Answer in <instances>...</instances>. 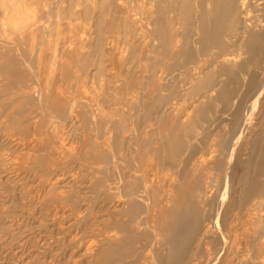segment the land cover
Segmentation results:
<instances>
[{
	"label": "bare ground",
	"instance_id": "1",
	"mask_svg": "<svg viewBox=\"0 0 264 264\" xmlns=\"http://www.w3.org/2000/svg\"><path fill=\"white\" fill-rule=\"evenodd\" d=\"M77 1L80 3L83 2V0ZM89 1L90 3L92 1L95 4L101 3L100 5L103 6L104 13H108V15L111 14L113 17L115 16L114 19L118 18L128 23L131 21L130 24L127 25L131 26L133 29L135 28L134 32L131 34H135L134 39L137 41L136 43L129 45V48H131L133 53L138 50V47H143L145 49L146 57L142 60V65L144 63H147L148 65H145L144 67V65L139 66V63L135 64V69L139 68L137 71H140L138 73L135 72L136 75L140 74L138 80L136 79L138 90L136 89L137 91L135 90L133 92L132 90L130 92V94L136 93L135 96L137 97H133L136 101H129L127 98L123 99V96L118 94L119 97L117 93L122 90L120 89L122 88L120 85L119 90L116 93V98H113L110 95V91L109 93L106 92L103 105L109 108L116 107H114L115 110L113 112L118 114L121 119L115 121L112 120V113L107 112V108H104L100 104V106L98 105L95 107L91 103L94 102L95 99L92 101L90 99V102L89 99L87 102H84L81 100L82 98L79 100H73V97L68 95L69 91L66 90L67 93L64 91V87V90H61L62 88L60 89L58 86V88H53L51 83H53L52 78L55 74L50 72L51 70L48 71L51 75L53 74L51 77L52 82L49 79L48 81L50 82L47 81L48 85L45 84V86L43 84L44 87L41 88L39 69L41 68L40 62L44 51L42 49L43 52L40 50L41 53H35V43H33L32 46V42H35L36 40H31V44H29L28 38L25 37L26 35H22V30L25 28L22 19L25 14L27 16L30 14V10L34 16L38 13L37 10L39 7H36L37 10H34V7L32 9L28 5L35 6L39 3L49 2L48 0H0V140L3 138V136L1 137V134L4 133V131L8 132L9 130L10 134L11 130L17 132L22 130H32V125L30 124L31 126H29L28 123L31 116L33 118L37 116H33V113L36 111H39L44 115L43 118H45L46 122L50 124L52 123L53 126L59 124L61 125L60 128H72L71 132L72 130L74 132L77 130L79 121L88 127V132L91 134L92 141H100L101 145V165L103 166L104 171L100 172V184L97 186L98 192H101L103 196L102 208L103 210H106V212L108 211L116 228H119L124 233V235L121 234L124 236L121 239V235L119 238L117 237L119 232L116 230L115 231L118 234L114 231H112L113 233L111 234V232L108 231V236H106L107 232H105V234L101 231L103 233V242L106 243L107 246V249L103 252L104 256L102 260L108 264H125L124 258L126 256L132 257L130 258V264H203L202 259L205 258V256L212 259V264H244L243 262L247 249L248 251H251V253H248L252 254V257L250 258L251 260H248L249 258L247 259L248 261H251L249 264H264V217L259 216L260 212L257 213L258 211H261V213L264 211V181L262 180L264 174L263 107L262 114L260 115V123L255 126L256 128H260L258 135H256L257 138L254 139L253 135L248 132L249 129L255 128L252 127L253 120L255 119V111L259 107L260 102L264 100V3L262 0H212L216 6H219L217 12H212V10L208 9L207 0H199L198 2L201 3V6L198 7L196 5L198 7V12L196 14L197 20L194 25V34L197 38L198 47L200 48L192 49V43L190 40L186 38L183 39V41L181 40L182 35L178 32H181V30H178L180 27L177 29L176 26L171 27L170 25H167L165 38L164 34H158L156 29L149 31V25H153V23L148 22L149 24H146L147 22H145L149 27L145 26L143 20H140V18L137 19L138 15L135 13V10L124 8V6H122L123 8H120L121 6L119 7L116 5L115 3L117 0ZM133 1L135 2L136 0ZM51 2L52 4H57L59 2L67 3L68 0H50V3ZM79 2H77V4ZM121 2L123 1L121 0ZM117 3L119 4V2ZM79 4L78 6H81V4ZM64 5L65 4H63V6ZM26 6L30 7V10H26L25 8H28ZM93 6L95 7V5ZM187 6H189V3H187ZM97 7H95V9ZM80 8H82L81 10L84 12L83 5ZM76 9L78 10L79 8ZM77 10L75 14L79 13ZM38 16L39 15H36L35 20L32 16L29 17V19L31 18L34 23L37 21L36 19ZM93 17L92 19L95 20L96 18L94 17V19ZM107 18L110 19L109 17ZM26 19L27 20L25 21H29L28 17ZM49 20L51 21V18ZM10 21L14 22L10 24ZM95 22H97V20ZM95 22H92L93 24L90 23L91 26L94 25ZM118 22L119 20H117V23ZM39 23V25L36 24L37 27L40 26L42 22L39 21ZM42 25H44V21ZM46 25L48 26V23L45 24V26ZM94 26L96 28V25ZM94 26L92 27L94 28ZM117 27L116 29L119 30ZM61 28L62 27H60L59 31L63 30ZM116 29H114V31ZM150 29L152 30V28ZM44 30H47V28L44 27ZM117 30L113 32L114 36L115 33H117ZM13 31H16L18 34L12 33ZM59 31L57 30V33ZM117 34H119V32ZM46 35L44 38L47 37ZM59 35L58 37H61ZM74 36L76 39H81V36ZM119 36L120 34L117 37ZM66 37L68 38V35ZM110 37L111 36H109V39ZM159 37L163 47L162 56L151 63L152 61L150 62L149 59L151 58L150 54L151 52H155L156 48L154 46V41L156 42V39ZM48 38L50 40V37ZM82 38L83 40H81L84 43L87 36L85 40L84 37ZM71 39L73 41L74 38L71 37ZM41 40L42 41L40 42H44L43 39ZM63 40L67 39L64 38ZM72 41L70 42L74 45V42ZM59 42L60 40L58 43ZM58 43L56 41V46L59 47ZM85 43V46H83L84 48L86 47ZM109 43H107V45L112 47L113 45ZM79 44L81 46V43ZM79 44L77 45L79 46ZM43 45L44 44H42V47ZM108 46L107 48H109ZM49 48H51V45ZM76 48L75 45V49ZM113 48L114 47H112L111 50L108 49V51L106 49L105 52L108 55H111V57L112 54L116 52V61H121V64L119 62V67H123L122 62L126 61L125 56L130 52L126 54L127 49L123 48L118 51L120 49L119 47L116 51ZM68 49L69 48L66 50ZM83 50L86 52L87 49ZM48 51L49 53H52L50 50ZM70 51H72V49ZM88 51L90 50L88 49ZM142 51L144 50L142 49ZM157 52H159V50ZM69 53L73 54L71 55L74 57V59L71 58V60H73L72 62L81 61L80 56L82 54L80 55L76 50L73 53ZM138 54H140V52ZM166 57L169 58V61H166ZM64 58L62 57L63 61L66 59ZM129 58L127 56V60ZM57 59L58 55H55L51 60V65L54 69L57 65ZM67 61H70V59ZM63 63L67 67L69 65H71V67L73 66V63L68 65H66L67 62ZM116 64L114 66H116ZM76 66L81 65L79 63ZM166 66L168 67V72L166 74L167 77H165V72L167 70L164 69ZM209 68L212 69L210 71L211 74L208 77H205L204 72L207 70L209 71ZM70 69L72 71V68H69V70ZM92 69L94 70V68ZM162 69L166 71L164 72ZM52 71L54 72L53 69ZM111 72L114 71L111 70ZM60 73L61 78H68V76L72 77L73 75L75 76V73L77 74V72H75L72 75H70V73L64 75L63 71ZM116 74L117 73H115V75ZM80 75L82 76L83 74ZM89 75H91L90 72ZM75 77L77 78V76ZM89 77L88 78L91 80V76ZM195 77H197V80ZM66 79L64 82L67 86V84L71 82V79L69 82ZM85 79L87 80L86 77ZM82 80L86 81L84 79ZM111 80L114 81L113 79ZM117 80L118 79L115 81ZM162 81L166 84L162 83ZM191 81H193L192 83L194 86V88H191H193L194 91L199 90L205 84H213V88L210 91H213V94L216 92V94H212L213 96L211 95L207 101L205 100V103L203 101L204 98H202L203 103L192 105L195 106L192 108L189 106L190 109L188 110L190 113L185 111L187 114L185 115L186 121H184L183 119L181 120L178 118L180 114L179 106L181 103L179 104V100H177V102L173 101L179 96V87L182 84H186L184 86L188 87L187 83L189 82L190 84ZM87 82L88 81H86L85 84H89ZM119 82H121V80ZM65 83L62 84L64 85ZM74 83L71 82L70 84L73 85ZM192 83L190 85H192ZM105 84V87L104 85L102 86V84L98 86L104 87V90L106 88L109 89L112 82H105ZM115 85L117 86L118 84H113V86ZM83 86H85L86 89V85ZM68 87L69 85L66 88ZM71 87L68 89L72 93ZM36 88L38 89V91H36L38 96L32 95V91ZM90 88L92 91V87ZM215 88H217V90L214 92ZM87 90L89 89L87 88ZM77 91L78 90H76V92ZM102 91L100 94L98 93V90L96 92L92 91V95L97 93L102 97V93L104 92ZM128 91L129 89L126 90V92L124 91L125 94H121L125 95L124 97L129 96L130 94H127ZM88 93L90 94L91 92ZM78 94L80 95L79 92ZM61 95L63 96L62 98H66L68 95L70 98L72 97V100L61 99ZM64 95L66 97H64ZM250 95L255 99L251 104H246L245 100ZM131 96H134V94ZM94 97L96 98V96ZM115 100L119 103L113 104L112 102ZM143 110H145V112ZM127 111L133 112V114L129 113L132 114L129 115ZM98 115L102 116L101 120H99ZM38 116L40 115L38 114ZM38 118L39 120L41 119L40 117ZM113 119H115V117ZM154 121L158 122V129L150 132L155 125H153ZM37 122L35 121V123ZM32 124H34V122H32ZM48 127L52 128V126ZM53 130L54 133H52L53 131L50 132L53 134H51L53 136L51 137L52 139L47 137V130L44 131V133H47H45L46 136L44 134L45 138H43V133H41L42 136L39 134V136L44 139V142L42 141V143H40V140L37 138L38 136L36 137L34 134V139L37 138V140H39V146L38 143L37 146L40 148L41 152L46 153V155L51 156L52 158H54L53 156L56 158L70 156L73 152L70 153L71 148L68 149V146H66L67 142L63 138L66 131L64 132L62 131L63 129L59 128ZM79 130L84 131L81 128ZM140 132H144V134L141 136ZM13 133L7 137L11 138L14 136ZM93 133L95 134L92 135ZM26 134L27 133H25V135ZM166 134L168 135L167 137ZM156 135L161 136V143L155 154H153V152L150 153L151 149L150 152L148 151L144 156L138 155V152H140L141 149L136 148L137 142L141 141L145 146H150L151 141ZM26 136L25 138H27ZM83 136H85V134ZM22 138L18 139L22 140ZM47 138L49 140H45ZM24 139L22 141H24ZM65 139L67 138L65 137ZM192 139H196V141L193 143V141H190ZM82 140L83 139L80 138V141ZM208 140H211L212 143H214L211 148L206 150V143ZM76 141L78 142L79 140ZM31 143L33 145L34 142ZM68 143L70 144V142ZM77 145L78 144L76 143V146ZM81 147L82 146H80L79 149L72 148L75 150L74 154H78ZM138 147L140 148V146ZM155 147L157 146H154V148ZM37 150L39 151V149ZM81 154L82 153H80V155ZM35 157L32 155V159ZM242 157L247 158V160L242 159ZM35 159H37V157ZM99 160L100 159H98V161ZM236 164L239 166H236ZM240 166L244 168L243 171L245 172V176L240 177L236 183V185H239L240 187L234 188V177L232 173L238 175L237 170ZM62 167L63 166H61V168ZM56 168H58V166ZM45 170L48 171L49 169L47 170L46 168ZM45 170H43V172ZM53 173H56V171L53 170ZM51 175L52 174H50V176ZM42 179L45 180V178ZM57 181L58 179H56V182ZM75 188L78 189V185L77 187L75 185ZM94 189L96 190V187ZM50 192H52V190ZM50 192L49 195L51 194ZM25 194H28V192ZM95 196L96 195H94V197ZM66 201L68 200L66 199ZM100 205L98 206L100 207ZM91 207L94 208V206ZM102 208L100 209L102 210ZM98 209H96V211H99ZM117 216H120V218L115 220ZM85 221L88 220L85 219ZM251 223H255L254 228H256V231H250L252 228H249L250 226L248 225H252ZM98 224L100 225V223ZM247 226L250 230L247 229ZM85 228L86 230H89L92 226H90L88 222L85 224ZM104 228L102 227L101 229L103 230ZM247 230L250 234L246 232ZM144 236L151 240V255L147 258L142 256L143 249L138 248L140 246L138 244H141V240ZM158 238H160L159 241ZM157 244L159 247L156 248L155 245ZM136 245H138V247H136ZM142 245L144 250L147 251L148 248L145 249L143 243ZM193 247H195V249H193ZM247 256L250 257L249 255ZM143 258L144 263L142 262Z\"/></svg>",
	"mask_w": 264,
	"mask_h": 264
},
{
	"label": "rangeland",
	"instance_id": "2",
	"mask_svg": "<svg viewBox=\"0 0 264 264\" xmlns=\"http://www.w3.org/2000/svg\"><path fill=\"white\" fill-rule=\"evenodd\" d=\"M87 1L83 0V2L80 3L77 0H68L67 3L66 2H59L57 4H52V2L50 3V0H48L49 3H39L40 5L37 4L35 6L28 5L32 9L34 7V10L35 9L37 10L36 7H39L37 10L38 13L36 14L39 16L36 19L37 21L34 23L32 22L31 18L29 19V17H31V16L33 17L34 14H32L30 7L26 6L28 8H25V9L30 10L29 12H30L31 16L28 13L29 15L27 16L25 14L24 18L22 19V21L25 25V28H23V30H22V35L23 36L26 35L25 37L28 38L29 44H31V40L32 41L36 40L35 42H32V46H33V43L36 44V45L34 44L35 53L36 52L41 53L42 49L44 51V52L42 51L43 56L41 57V62H40L41 68L39 69L40 70L39 81L41 82V84H40L41 88H43L45 84L48 85V82L51 81V77L53 74L51 75L50 72H52L55 74V75H53V78H52L53 83H51L53 88L59 87L60 89L62 88L61 90H64L63 89V87H64L65 88L64 91H66V90L69 91L68 95L72 96L73 98L72 97L71 98L73 100H79L82 98L81 99L82 101L87 102V100L89 99V102H90V99H91V101L95 99L94 102H91V103L95 107H97L100 104L104 108H107V112H110L113 115L112 120L117 121V120H120L121 118L119 117L118 114L113 112L116 107L114 106L115 108L114 107L109 108V107H106L103 105L105 93L106 92L109 93V91H110V95L113 98H116V96L119 94V95L123 96L122 97L123 99L127 98L129 101H136V99H135L137 97V96H135L136 93H133L134 96H131L133 94H130V92L132 90H133V92L136 89L138 90V86L136 85L137 84L136 79L138 80V77L140 76V74L136 75L135 72L138 73L140 71H137L139 68L135 69V64L139 63V66L144 65V67H145V65H148L147 63L146 64L144 63L142 65V63H143L142 60L146 57L145 56V49L143 47H138V50L139 49L140 50L139 51L137 50L135 53H133L131 48H129V45H131L132 43H136V41H137L134 39L135 34L134 33L131 34L132 32H134L135 28L133 29L131 26L127 25V24H130L131 21H129V23H128V22H124L118 18L114 19L115 16L113 17V15L111 16V14L108 15V13H104L103 6L100 5L101 3H98L99 4L98 5V4L93 3L92 1H91V3L89 0H87ZM122 1L123 2H121V0L120 1L117 0V2H119V4L120 3L124 4L125 2L127 4L125 3L126 5L125 4L119 5L117 2L115 4L118 5L119 7L121 6L120 8H123L122 6H124V8H128V9L131 8V9L135 10V13L138 15L137 19L140 18V20H143V24L145 26H148V25H146V24H149L148 22L153 23V25H149L150 28H152V30L149 28V31H153L156 29L158 31V34L161 33V35L164 34V36H165L167 25H170L171 27L176 26L177 29L180 27L178 30H181V32L180 31H178V32L182 35L181 40L183 41V39H185V38L190 40L192 43V49H197V48L199 49L200 48V47H198L199 45L197 44V38L195 37V34H194V25H195L196 20H197L196 14L198 12L197 8L199 6H201L200 5L201 3L198 2L199 0H148V1L147 0H140V1L136 0L135 2L133 0H126V1L122 0ZM129 1L131 2V4ZM77 2H79L81 4V6H78L79 3L77 4ZM262 2L264 3V0H262ZM187 3H189V6H187ZM63 4H65V5L63 6ZM129 4H130V6H129ZM82 5H83L84 12L81 10L82 8H80V7H82ZM93 5H95V7H97V6L98 7L95 9V7ZM171 5H173V6H171ZM207 6H208L209 10H212V12H215V11L217 12L219 10V6H216L212 0H207ZM46 8H48V9H46ZM50 8H52V9H50ZM76 8H79L80 10L79 9L77 10ZM92 9L95 11V13ZM76 10L80 14L79 13L75 14ZM150 10H151V12H150ZM190 14H192V15H190ZM36 15L33 17L34 20L36 18ZM68 15H69V17H68ZM170 15H173V16H170ZM26 16L28 17L29 21H25V20H27ZM92 17L95 20H93ZM107 17H109L110 19H108ZM50 18H51V21L53 20L52 22L49 20ZM41 20L44 21V25H42L43 21H41ZM96 20H97V22H95ZM117 20H119V22H121V23H119V22L117 23ZM39 21L42 23L40 26L37 27V25L40 24ZM83 21H84V24H83ZM186 21H187V23H186ZM12 22H14V21H12ZM12 22L10 21V24H12ZM49 22H50V24H49ZM92 22H95L94 25H96V28L94 25H92V26H94V28L91 26V24H93ZM145 22H147V23L145 24ZM47 23H48V26L46 25L47 26L46 27L45 24H47ZM85 23H86V25H85ZM116 23H117V25H116ZM87 24H89L90 26ZM58 25L60 27H62L61 29H63V30L59 31L60 27ZM86 26H89V27H86ZM44 27L47 28V30H44ZM58 27H59V29H58ZM116 27L119 30H117ZM48 29H50V30H48ZM114 29L117 30V33L119 32L120 38L117 37L119 35L117 33H115V36L113 35L114 34L113 32L116 31V30L114 31ZM147 29H145V30H147ZM31 30H35V31H31ZM57 30L59 31L58 33H57ZM91 30H93V31H91ZM109 30L112 32H110ZM90 31H91V33H90ZM45 32L47 33V35ZM88 32H89V35H88ZM12 33L18 34L16 31H13ZM35 33H36V35H35ZM33 34L35 35L34 38H33V36H34ZM107 34L109 36H111L110 39H109V36ZM124 34H125V36H124ZM45 35L47 36L46 37L47 39L44 38ZM58 35L61 37H58ZM67 35H68V38L66 37ZM74 35H76V36L78 35L79 37L81 36L80 38L82 40H83L82 37H84V40H85V38L87 36L88 39L86 38L87 41L85 40L86 43L84 42L86 44L85 48L83 47L85 45L82 42V40L79 39L78 37H77L78 39H76V37ZM112 35H113V37H112ZM70 36L73 37L75 40L73 39V41H72ZM48 37H50V40H52V41H50ZM57 37L60 40L59 43H58L59 40ZM64 38H66L67 40H63ZM165 38H166V36H165ZM41 39H43L44 42H40V41H42ZM106 39H108V40H106ZM163 39H164V37H163ZM76 40L78 43L76 42ZM48 41H49V44H48ZM56 41L59 44V47L56 46L57 45ZM70 41L74 42V45ZM109 41L113 45L112 47H114L113 48L114 50L117 51V49H119V47H120V49L118 51H120L124 48V49H127L126 54H128L130 52L127 55L128 58H129V56H130V58L127 60V56H125L126 61L122 62L123 67L122 66L119 67L121 64V61H116V57H117L116 52L114 54H112V57H111V55H108L105 52L106 49L108 51V49L111 50V48H112V47H109L107 45V43H109ZM118 41H119V43H118ZM156 42L154 41L155 44L154 43L153 44H154L156 50L157 51L159 50V52H157L156 50L154 53L151 52V54H150L151 58H149L150 62L152 61L151 63H153L154 60L156 61L157 58H160L162 56V52H163V47L161 45L160 37L158 39H156ZM79 43H81V46ZM113 43H115V44H113ZM42 44H44L43 47H42ZM77 44H79V46ZM48 45H49V47L51 45V48H49ZM75 45L78 49L77 48L75 49ZM116 45H118V46H116ZM107 46L109 48H107ZM38 47H39V49H38ZM40 47H41V49H40ZM57 47L59 50L57 49ZM79 47H81V48H79ZM67 48H69V49L66 50ZM82 48L85 50L87 49L86 52L88 51V49L90 51H88L86 53ZM71 49H72V51H70ZM79 49H81V50H79ZM142 49L144 51H142ZM48 50H50V52H52V53H49ZM75 50L80 55L82 54L80 56V59H81L80 62H76V61L72 62L73 60H71V58L74 59V57L71 56L73 54H70L69 52L73 53V52H75ZM78 50L81 52H79ZM137 52L138 53L140 52V54H142V55L138 54ZM143 52H144V56H143ZM50 54H51V56H50ZM69 54H70V56H69ZM153 54H154V57H153ZM55 55H58V59H57V65L54 69V67H52V65H51L52 64L51 60L53 59V56H55ZM155 55H158V56H155ZM141 56H143V57H141ZM62 57L63 58L65 57L66 59L68 58V59H70V61H67L68 59L66 60L65 58H64L65 61H63ZM152 57H153V59H152ZM166 58H167L166 61H169V58L168 57H166ZM61 59H62V62H61ZM63 62H67L66 65L73 63V66L71 67V65H69L70 67L69 66L67 67V66H65V64ZM119 62H120V64H119ZM75 63H77V64L80 63L81 66H76L77 64H75ZM116 63L118 64V66ZM36 64H37V61H36ZM36 64H35V66H36ZM83 64H85V65H83ZM115 64H116V66H114ZM50 65H51V67H50ZM84 66H85V69H84ZM49 67H50V69H49ZM69 68H72V71H71V69L69 70ZM92 68H94V70ZM107 68H108V70H107ZM120 68H121V70H120ZM167 68H168L167 66H166V68H164L167 71L162 69V71L163 70H164V72L166 71L165 75L168 72ZM52 69L54 70V72L52 71ZM48 70L49 71L51 70V71L49 72ZM111 70L114 72H111ZM211 70L212 69L209 68V71L208 70L205 71L204 76L208 77L211 74V72H210ZM61 71H63L64 75L68 74V73H70V75H72L75 72H77L78 75L75 73V76H77V78L74 75H73L74 78H73V76L72 77L68 76V78L67 77L61 78L60 77ZM108 71H110V72H108ZM89 72L91 75H89ZM79 73L83 74V75L81 76ZM103 73H105V74H103ZM110 73L111 74L114 73V74L111 75ZM115 73H117L116 74L117 76L115 75ZM89 76H91V80L89 79L90 78ZM48 77H50V78H48ZM85 77L87 78V80L85 79ZM98 77L100 80L98 79ZM165 77H167V75ZM114 78H115V80L118 79L117 80L118 82L121 80L122 83L121 82L118 83L117 81L114 80ZM119 78H120V80H119ZM131 78H132V82H131ZM195 78L197 80V77H195ZM49 79H50V81H48ZM65 79L68 80V82L71 79L72 83H74V81H75V83L73 85L70 84L71 82L67 84V86L69 85V87L72 86L71 87L72 93L68 89L69 87L66 88L67 86H66V83L64 82ZM82 79L88 81L87 83H89V84H85L86 81H83ZM111 79H113L114 81H112ZM92 80H94L96 82H94ZM90 81H92V82H90ZM105 82H107V83L112 82V84L110 85V88L113 87L115 89V91L113 88H111V89L106 88L107 90L105 89L106 90L105 91L104 90V87L106 86ZM125 82H127L128 84ZM129 82H131L132 84ZM192 82L193 81H191L190 84ZM62 83H65V84L63 85ZM162 83H165V82L162 81ZM93 84H95V85H93ZM100 84H102V86L104 85V87L98 86ZM113 84H118L117 85L118 87L116 85L113 86ZM190 84H189V82L187 83L188 87L184 86L186 84H182L183 87L181 85L178 89L179 96H177L176 97L177 99L173 101V102H177V100H179V104L181 103L180 104L181 107L179 106L180 114H179L178 118L181 120L183 119L184 121H186L185 115L189 112V110H188V109H190L189 106H191V108H192V107H195L192 105H199V104L203 103V101L205 103L213 94V91H210L213 88L212 87L213 84L212 85L211 84H207V85L205 84L203 87H201L199 90H196V91L193 90V88H194L193 83H192V85H190ZM83 85H86V89H85V86H83ZM119 85H120V87H122V88H120V89H122L121 90L122 92L121 91L118 92ZM80 86H81V88L82 87L83 88L81 89ZM89 86L92 87V89H93L92 91L96 92L98 90L99 94L103 89L104 92L103 91L102 92L104 94L102 93V97H101V95L99 96V94H97L95 92H94L95 94L92 95L93 92L91 91V88ZM97 86H98V88H97ZM191 87H193V88H191ZM87 88L89 90H87ZM100 88H101V90H100ZM128 89H129V91L127 92V94H130V95L124 97L125 95H122V94H125L126 90H128ZM76 90H78V91L76 92ZM215 90H217V88L214 89V92H215ZM33 91L36 92V91H38V89L36 88ZM33 91H32V95L38 96L37 95L38 93L37 92L35 93ZM67 91H66V93H67ZM78 92L80 93V95L82 97L78 94ZM88 92H91V93L89 94ZM114 93H115V95H114ZM116 93H117V95H116ZM214 94H216V92ZM68 95H67V97L64 95V97H66V98H62L63 97L62 95H61V97L60 96L59 97L61 99H64V100L65 99L72 100L70 98V96H68ZM188 95H189V97H188ZM18 96H20V95H18ZM77 96H80V97H77ZM94 96H96V98ZM92 97H93V99H92ZM133 97H135V98H133ZM15 98H17V97H15ZM97 98L99 101L97 100ZM202 98H204L203 101H202ZM254 99L255 98L252 95H250L247 97L245 102H246V104H251V102H253ZM184 101H185V103H184ZM262 102H260L259 107L255 111L256 112L255 115L257 117L254 115L255 119L253 120L252 127L257 126L260 123V115L262 114V110L264 108V100ZM112 103L118 104L119 102H116V100H115ZM194 103H196V104H194ZM143 111L145 112V110H143ZM185 111H187V113ZM127 112H128V114L129 113L133 114V112H129V111H127ZM257 112H258V114H257ZM38 114L40 116H38ZM132 114H129V115H132ZM35 115H37V116L35 117ZM33 116L35 118H33L31 116L29 123H28L29 126L32 125L31 126L32 130L31 129L29 131L28 130H26V131L22 130V131H18V132L15 130L14 131L11 130L10 134H12L14 132L13 133L14 136H12L11 138L7 137L8 135H10L9 130H8V132L4 131V133H2L3 135L1 134V137L3 136V138H1V140H0V188H2V189H0V264H99V263L100 264H106L107 262H104L102 260V258L104 256L103 252L105 251V249H107L106 243L103 242L102 234L107 232L106 236H108V231L111 232V234L113 233L112 231H114L115 233L119 232V234L117 233L118 234L117 237L119 238L120 235L121 234L124 235V233L119 228H116V225H115V223H113V219L111 218L108 211L106 212V210H103V208H102L103 207V203H102L103 196H102L101 192H98V186H97L100 184L99 183V178H101L100 172L104 171V168L101 165V157H102L101 154H102V152H101V148H100V146H101L100 141H98V142L92 141L91 136H90L91 134L88 132L89 131L88 127L80 121L78 122L77 130L75 132L72 130V132H71L72 128H66V127L60 128L61 125H59V124H57V125L55 124L57 126L56 127L55 125L53 126L52 123L50 124V123L46 122L45 118H43L44 115L39 111H36L35 113H33ZM38 117H40L41 119L39 120ZM101 117L102 116L100 115L99 120H101ZM114 117H115V119H113ZM121 117H122V115H121ZM181 117H183V118H181ZM153 118H156V117H153ZM37 120H38V122H37ZM35 121L37 123H35ZM32 122H34V124H32ZM153 125L155 127L153 126L152 127L153 129H151L150 132L158 129V122L157 121H154ZM48 126H52V128H50ZM55 128L63 129L62 131H64V132L66 131L65 133L63 132L64 133L63 138L67 142L66 146H68V149L71 148L70 153L73 152L70 156H67V157H63V158L57 157L59 160L55 156H53L54 158H52L51 156L46 155V153L41 152L40 148L38 147L39 146V140H40V143H42V141L44 142L43 138H45L44 134L46 133V132L44 133V131L47 130V133H48V134L46 133L47 137L48 138L50 137V139H52L51 138V137H53L52 133H54L53 129H55ZM80 128L84 131H80L79 130ZM257 128L255 127L253 129H249V131H248L250 134L253 135L254 139L257 138L256 135H258V131H260V128L259 127H257ZM44 129H46V130H44ZM39 130H41V131H39ZM51 131H53V132L50 133ZM24 132L27 133L26 134L27 136L25 135ZM29 132H30V134H29ZM41 133H43V138L40 137V136H42ZM82 133H84L85 136H83L84 134H82ZM34 134L36 137L38 136L37 138L39 140H37L36 137H35L36 139H34ZM39 134H40V136H39ZM46 134H45V136H46ZM94 134L95 133H93L92 135H94ZM143 134H144V132H140L141 136ZM167 134H166V137L168 136ZM24 135L28 139L25 138ZM65 135H67V136H65ZM65 137L67 139H65ZM18 138H22V140L25 138L24 139L25 142L22 141L21 139H18ZM48 138L45 140H49ZM75 138H79V139H75ZM80 138L83 139L85 142L83 140L80 141ZM141 139H142V137H141ZM16 140H18V141H16ZM31 140H33V141H31ZM34 140H37L38 142L34 141ZM76 140H79V141L77 142ZM190 141L191 142L193 141V143H194V141H196V139H194V140L192 139ZM31 142H34L35 144L33 143V145H32ZM68 142H70V144ZM79 142L81 145L79 144ZM24 143H26V144H24ZM37 143H38V146H37ZM76 143L78 144L77 145L78 148L76 146ZM160 143H161V136H159V135H156V137H154V139L151 141L150 146H145V144H143L141 141L137 142L136 148L141 149V151L138 152V155L144 156L147 154L148 151L150 152L151 149L153 151L151 150L150 153L153 152V154H155L156 150L160 147ZM213 143L211 140H208L206 143V150L211 148ZM69 145H70V147H69ZM80 146H82L81 149H83V150L80 149L79 153L77 151L78 154H74L75 150H73V149H75V148L79 149ZM138 146H140V148ZM154 146H157V147L154 148ZM37 149H39V151ZM36 152H38V153H36ZM80 153H82V154L80 155ZM32 155H33V157L36 156L37 159H35L36 157L32 159ZM74 155H77V156H74ZM78 155H79V157H78ZM29 156H31V157H29ZM166 156H167V154H166ZM60 159H61V161H60ZM98 159H100V160L98 161ZM242 159L247 160V158H245V157H242ZM63 162H65V163H63ZM81 164H82V166H81ZM57 166H58V168H56ZM61 166H63V167L61 168ZM236 166H239V165L236 164ZM51 167H53V168H51ZM78 167L79 168L81 167L82 170H81V168L79 170ZM46 168H47V170L48 169L49 170L46 171L45 170ZM101 168H102V170H101ZM243 169L244 168L242 166L239 167V169L237 170L238 175H236L235 173H232V175L234 177V182H233V185L235 186L234 188L240 187L239 185H236V183L238 182L240 177L245 176V172L243 171ZM43 170H45V171L43 172ZM53 170H55L56 173H53ZM37 171H39V172H37ZM50 171H52V172H50ZM69 172H71V173H69ZM50 174H52V175L50 176ZM55 176H58V177H55ZM251 176H253V175H251ZM51 177H52V179H51ZM63 177H65V178H63ZM42 178H45V180ZM48 178H50L53 182ZM89 178L93 181H91ZM56 179H58V181H57L58 183L60 182L59 184L56 182ZM262 180L264 181V174H263ZM75 185H76V187L78 185V189L75 188ZM50 186H53V187H50ZM95 187H96V190L94 189ZM51 190H52V192H50ZM27 192H28V194H25ZM49 192L51 193L50 195H49ZM66 195H68V196H66ZM94 195H96V196L94 197ZM64 196H66V197H64ZM66 199L68 201H66ZM98 205H100V207ZM91 206H94V208ZM100 208H102V210ZM96 209H98L99 211H96ZM100 210H101V212H100ZM78 211H80V212H78ZM84 211H85V213H84ZM86 211H88L89 213ZM112 212H113V210H112ZM263 212L264 211H262V213ZM99 213H101V214H99ZM257 213H259V216L264 217V213L262 214L261 211H258ZM88 214H89V216H88ZM101 216L102 217L104 216L105 218L104 217L102 218ZM91 217L93 220L91 219ZM84 218L88 221H85ZM116 218H115V220H118L120 218V216H117ZM88 222H89V225L92 226V228L89 230H86L85 224ZM98 223H100V225ZM251 224L252 225H248V226H250L249 228H252V230H250L248 228V226H247V229L252 231V232L256 231V228H254L255 223H251ZM102 227L103 228L105 227V228L102 230L101 229ZM248 230L246 231L247 233H249ZM122 235L120 237L121 239L124 237ZM159 240H160V238H158V241ZM100 242L102 243V245ZM142 243L144 244L145 249L148 248L147 251L144 250ZM98 245H99V247H98ZM138 245H140V246L138 247ZM138 245H136V247L143 249L142 250L143 251L142 256H145V258H147L151 255V252H150L151 240H150V238L144 236L141 240V244H138ZM95 246L97 247V249ZM155 247L157 248V247H159V245L157 244V245H155ZM193 249H195V247H193ZM248 252L251 253V251H248V249L246 250L244 262H243L244 264H249L251 262L248 260H251L250 258L252 257V254H250ZM246 254L249 255L250 257H248ZM126 257H128V258H126ZM126 257L124 258L125 264H130V258H132V257H129V256H126ZM203 259H202L203 264H206L207 261H208L207 264H212V259H210L209 257L207 258L205 256V258H203ZM141 261H142V259H141ZM209 261H211V262H209ZM142 262L144 263V258H143Z\"/></svg>",
	"mask_w": 264,
	"mask_h": 264
}]
</instances>
